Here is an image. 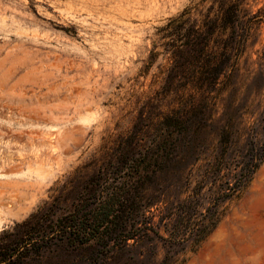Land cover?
Returning a JSON list of instances; mask_svg holds the SVG:
<instances>
[{"label": "rangeland", "instance_id": "rangeland-1", "mask_svg": "<svg viewBox=\"0 0 264 264\" xmlns=\"http://www.w3.org/2000/svg\"><path fill=\"white\" fill-rule=\"evenodd\" d=\"M212 2L0 0V210L14 216L0 228V245L14 246V227L51 205L62 214L71 196L81 200L89 189H104L98 169L119 138L138 118L179 107V96H156L171 63L160 30L184 11L200 20ZM243 8L260 16L241 66L264 48V0H246ZM34 162L45 164L44 185L25 168ZM72 178L76 188L67 184ZM45 226L40 223L37 243L21 248L26 257L15 264H87L94 257L92 242L41 241ZM186 259L264 264V163Z\"/></svg>", "mask_w": 264, "mask_h": 264}, {"label": "trees", "instance_id": "trees-1", "mask_svg": "<svg viewBox=\"0 0 264 264\" xmlns=\"http://www.w3.org/2000/svg\"><path fill=\"white\" fill-rule=\"evenodd\" d=\"M245 1L213 0L200 20L184 11L160 30L171 63L156 96H179V107L119 138L98 169L104 189L16 225L0 264L25 259L42 222L43 242H92L87 264H184L201 247L264 163V48L240 65L260 12Z\"/></svg>", "mask_w": 264, "mask_h": 264}, {"label": "bare ground", "instance_id": "bare-ground-1", "mask_svg": "<svg viewBox=\"0 0 264 264\" xmlns=\"http://www.w3.org/2000/svg\"><path fill=\"white\" fill-rule=\"evenodd\" d=\"M84 115V114H83ZM79 116V118L80 119H83V121L84 120H86V122H87V119H86V117H84V116ZM43 165H45V164H37V162H34V163H28V165L25 167L26 168V170H27V172L29 173L30 171L31 172H33L32 174L34 175V176H36L35 178L36 179H38L40 182H41V184H45V180L47 179V176H48V174H46L45 172H44V170H43V168H42V166ZM33 167V168H32ZM32 175V176H33ZM31 176V175H30ZM31 176V177H32ZM39 182V183H40ZM2 209V208H1ZM8 213V212H7ZM6 212L5 213H2V210H0V228L1 227H3L4 225H6V224H10L11 223V221L14 219V216H12V215H10V214H7ZM13 213V212H12ZM22 216V215H21ZM18 217H20V216H18ZM18 219V218H17ZM16 220V219H15ZM19 220V219H18Z\"/></svg>", "mask_w": 264, "mask_h": 264}]
</instances>
